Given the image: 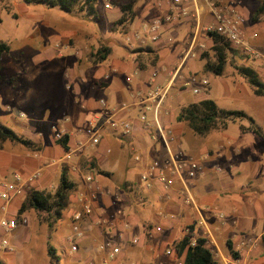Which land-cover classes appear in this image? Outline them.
<instances>
[{
    "label": "crops",
    "instance_id": "0c3cea01",
    "mask_svg": "<svg viewBox=\"0 0 264 264\" xmlns=\"http://www.w3.org/2000/svg\"><path fill=\"white\" fill-rule=\"evenodd\" d=\"M121 1L133 3L135 19L127 27L117 30L114 28L116 23L114 22L111 31L123 32L126 40L128 35L140 33L142 39L133 40L130 48L124 49L123 58L115 57L112 62L110 58L114 56L113 48L97 32L89 29L90 27H88L90 32L85 34L84 42L76 43L77 46L72 43L70 37L60 41V38L57 39L53 34H40V27L36 29L32 39L40 37L42 41L47 40L50 43L48 49H41L43 52L41 55L44 57L35 60L36 64L41 66L37 80L47 81L45 76L47 72L42 70L51 69L55 65L65 71L64 81L45 83H51L53 92L57 91L62 95L63 112L53 132L43 131V122L39 120L24 123L18 128L22 131L19 136L22 135L25 139L41 146L39 152L11 142L0 143V182L12 181L14 174L17 173L26 177L38 174L31 188L55 192L62 174H66L75 184L60 220L61 224H65L63 228H67L70 232L66 238L67 243L68 237L72 235V216L80 208V200L84 198L89 201L94 193L98 194L97 201L92 202V216L83 225L84 237L79 241V251L77 253L70 251L76 254L72 264L106 262L108 252L101 251L99 247L110 241L121 249V253L115 262L109 264L183 263L185 254L180 257L176 246L185 237L186 227L195 223L198 214L195 208L185 204L181 184H176L175 190L170 191L168 198L162 187L156 185L147 188L140 181L141 174L153 160L166 159L162 144L158 140H152L150 133L139 121L142 109L140 102L155 86L171 85V93L185 92L188 87L185 85L186 81L192 76L206 79L210 86V75L213 73L205 72L208 59L203 60V55H212L213 40L206 32L207 27L215 24V18L209 7L210 1L217 2L223 7L234 5L246 17L247 24L244 31L247 44L256 55L254 58L246 57L245 54L242 56L249 62L254 59L252 62L254 70L259 76L264 75V17L257 21L253 20L256 9L264 0H259V5L254 9L253 4L246 0H185L182 7L190 12V16L164 24L159 31L160 39L156 42H152V38L144 32V27L168 15L173 7V0ZM112 5L109 9L117 8L120 11L119 7ZM61 19L72 20L65 15ZM51 20L54 22V19ZM187 26L192 34L185 32ZM176 38H182V41L176 48H172L169 41ZM91 40L95 41V45L90 44ZM103 48H109L110 52L102 62H96L97 54ZM236 52L237 49L232 59L241 66L244 59L242 60L240 56L236 57ZM36 53L38 52L34 54ZM132 60L134 62H131ZM16 69L17 66L14 68L15 73H17ZM177 71L179 74L176 77ZM237 76L231 81L237 83L244 79L240 74ZM221 78L226 76L223 75ZM169 97L164 103V112L160 115L164 127L176 132L183 148L190 155L210 156L203 177L212 178L215 166L219 173H224L225 170L222 169L226 168L224 166L226 159H233L236 154H240V151L237 153L233 147L230 148L229 142L223 141L218 143L219 146L214 151L205 146L203 137L197 136L183 122L177 120L181 110L187 106L181 107L177 99L181 108L180 110L178 107L173 108ZM205 99L207 98H199L190 104ZM102 100L105 101V105L101 103ZM7 110L11 111V108L8 107ZM116 110L119 112L117 118L127 119L133 123L134 133L130 138L123 137L120 130L113 129L107 124V116ZM15 112L17 119L25 117L22 110ZM90 123H95L100 128L101 141L96 146L89 143V138L84 135ZM60 132L69 137V151H66L56 140V134ZM243 133L254 132L243 131ZM218 150L224 153V158H220L221 160L217 159ZM137 155L142 156V162L135 161ZM252 168L253 164L250 171ZM234 171L236 173L229 171L227 174L232 176L231 178H239L242 175L240 170ZM89 177L93 178V182L87 180ZM251 177L256 176L252 174L247 180ZM259 180L260 186L254 190L256 203L251 204L254 207L256 217L254 218L264 221L262 200L264 175ZM209 192H211L210 188L204 192L202 185H198L193 194L199 211H202L211 227L212 237L205 239L207 247L213 251L217 261L222 257L233 259L237 264H264V229L259 233L255 230L254 233L257 234H250L246 226L238 228L239 225L236 224H239L237 222L239 216H245V207L235 199L222 198L218 194ZM24 199L25 197H16L8 204L0 201L2 218L3 216L10 219L19 217L28 220L29 212L19 216ZM227 206L229 209H224ZM219 215L224 216L225 222L218 221ZM157 227L161 230L156 231ZM2 234L0 230L1 248L4 247L3 242L9 244L8 240L1 236ZM197 235L201 236L199 229ZM135 238L139 239V244L133 243ZM228 241L232 242L238 259L229 252ZM2 258L10 257L3 255ZM0 262L3 261L0 259Z\"/></svg>",
    "mask_w": 264,
    "mask_h": 264
},
{
    "label": "rangeland",
    "instance_id": "374dc122",
    "mask_svg": "<svg viewBox=\"0 0 264 264\" xmlns=\"http://www.w3.org/2000/svg\"><path fill=\"white\" fill-rule=\"evenodd\" d=\"M148 1L154 2V0ZM246 1L253 4V9L260 3L259 0ZM108 3L112 5L113 1L97 0V15L94 16L89 15L87 11H82L80 7L75 9L73 13L68 14L59 9H49L43 5L27 6L24 0H0V19L2 20L0 22V41L8 43L11 47V51L3 55L1 60L3 67L2 78L0 79L1 124L20 134L22 131L18 128L23 126L24 123L39 120L43 122V131L50 133L56 128V122L63 112L62 95L58 94L57 91L53 92L51 83L53 81L59 83L64 81L66 79L65 71L55 65L51 69L42 70L47 72V75H45L47 81L37 80V74L41 70V66L37 65L35 60L39 59V57H44L41 55L43 53L41 49H48V44H50L47 40L42 41L40 37L39 39H32L38 27H40V34H53L57 36V39L60 38V41L70 37L75 45L80 41L84 42L85 34L90 32L89 29H93L99 36L107 40L110 47L113 48L114 56L110 58L111 62L115 57L120 58L125 54L124 49L126 47L130 48L132 44L126 42V36L123 32L115 33L111 31L112 25L121 18L122 13L117 8L106 9L105 5ZM112 6L114 7V5ZM64 15L71 17L72 20H62L61 17ZM51 19H54V22H51ZM88 27L90 28L88 29ZM185 32L191 33L188 26ZM181 41L182 38H176L174 40L171 39L169 43H171L172 48H176ZM94 43L95 41L90 42V44ZM36 51L38 53L34 54ZM242 54L253 58L256 55L243 52L238 48L236 57L240 56L243 60ZM207 55L210 62L214 63L216 61L213 52L211 56L210 54ZM230 61L224 74L227 79L217 77L214 74L210 75V86L207 89L202 88L200 94L194 93V88L197 85L187 80L186 82L189 81V85L185 92L170 93L169 98H171L172 107H178V110H180L181 107L184 108L199 98L211 99L222 110H239L247 113L257 121L264 132V97H258L245 79L237 83L231 81L235 80L239 73L234 67V65H238V63H235L237 61L233 59H230ZM253 61L254 59L251 62L248 59H244L241 66L253 68ZM131 62H134V60ZM16 66L17 73L14 72ZM260 77L264 82V75ZM48 81L52 82L45 84ZM177 99L180 101L181 107H179ZM8 107L11 108V111L7 110ZM19 109L25 114L22 119L16 118L15 111ZM175 111L177 112V109ZM251 125L250 121L246 119H237L235 122L229 123L227 130H216L210 135L203 137L202 140L205 146L213 151L219 146L218 143L223 141L229 142L230 148L233 147L237 153L240 151V154H236L233 159H226L227 161L224 165L226 168L222 169V171L225 170L224 173H219L216 170L217 166H215L213 175H211L212 178L206 179L205 176H202L203 172L202 175L199 174L194 179L193 185L195 190L198 185H202L204 192H207L210 188L211 192L209 193H215L219 197L235 199L236 202H240V205L242 204L245 207L244 212L246 214L245 216H239L240 218L237 221L239 224H236V226L239 225L238 228L246 226L250 234L254 233L255 230L259 233L264 229V221L255 219L254 207L251 204L256 203L254 190L259 188V179L264 175V141L254 133H243V127L248 128ZM84 135L88 137L86 134ZM223 154L222 151L218 150L217 159H223ZM201 156L196 155L195 157L199 158ZM252 164L253 168L250 171ZM234 170H240L242 175L239 178H231L232 176L227 173L229 171L235 172ZM252 174H255L256 177H251L250 180H247ZM262 184L264 186V180H262ZM262 200L264 201V195ZM224 209L228 210L229 206L227 208L224 207ZM2 215L0 202V224L2 220L10 219L9 217L4 218V216L2 218ZM27 217L28 224L20 226L14 231L7 232L0 227L3 232L1 236L7 239L9 243L2 248L0 246V259L4 264H51L50 247L55 249L56 260L59 261V264H72L76 254L70 252L71 246L66 242L70 232L67 228H63L65 224H61L60 221L52 224L43 222L40 215L35 211H30ZM255 223L258 225H255ZM257 232L254 234H257ZM3 255L10 258L3 259Z\"/></svg>",
    "mask_w": 264,
    "mask_h": 264
},
{
    "label": "built area",
    "instance_id": "2783aa9c",
    "mask_svg": "<svg viewBox=\"0 0 264 264\" xmlns=\"http://www.w3.org/2000/svg\"><path fill=\"white\" fill-rule=\"evenodd\" d=\"M185 0H173V7L169 11L168 15L163 18L155 20L150 24H146L144 27V32L152 38V42H156L160 39L159 31L164 26V24L173 23L180 18H188L190 12L182 7ZM210 10L215 18V24L207 27L206 32H215L226 38L230 44L238 49L240 48L243 52L253 53L252 48L247 44L245 36V25L247 24L246 17L241 13V11L234 5L223 7L217 2L210 1ZM106 9L111 8L108 3L105 5ZM199 28V27H198ZM198 33V32H197ZM142 35L136 33L133 36L127 37V42L132 43L133 40H141ZM179 71L176 73L178 76ZM192 83H195L198 87L194 88L195 94H200L202 88L207 89L209 83L206 79H202L198 76H192L190 79ZM186 86L189 85V81L186 82ZM172 86H155L150 93L145 96V98L140 102L141 113L139 115V121L143 124L144 128L150 133L151 139L158 140L165 151L166 159H155L148 165L146 171H144L140 176V181L147 188H152L157 186L162 187L163 192H165L166 197L170 198L169 193L175 190L176 184H181L184 195V202L186 205L195 208L198 217L195 223L196 228L194 230L195 234L201 232V238L212 237L211 227L207 219L203 216L202 211H199L198 204L196 202L195 196L193 194L194 179L203 172L206 171V162L209 160V155H204L202 157L196 158L190 155L182 146L179 138L176 136V132L171 128H165L160 115L164 112V103L171 93ZM105 105V101H101ZM124 110V108L122 109ZM118 110L110 113L107 118V124L113 129L120 130L123 137L130 138L132 133H134L133 123L127 119L117 118ZM152 133V134H151ZM86 135L89 138V143L96 146L101 141L100 128L95 123H90L86 129ZM64 137L63 133L56 134V140L60 141ZM135 161L137 163L142 162V156H135ZM38 174H34L30 177L23 176L21 174H14L12 181H1L0 182V201L5 204L10 203L16 197H25L29 190L32 188V184L35 179H37ZM90 183L93 182V178L89 177L87 179ZM98 194L94 193L90 200L81 199L80 208L73 213L71 221L72 235L68 237V243L71 246V252L77 253L79 251V241L84 237L83 225L86 220L90 219L92 216V202L97 201ZM218 221L225 222L223 215H219ZM28 224L26 218H14V219H4L2 220L0 227L4 231L10 232L18 229L20 226ZM192 226V225H191ZM190 227V226H189ZM189 227L185 229V235L189 233ZM161 228L157 227L156 231H160ZM134 244H139V239H133ZM196 240H193V244ZM4 246H7V242H3ZM99 249L101 251L108 252L106 262L102 264H109L115 262L120 253L121 249L115 245L112 241L108 243L101 244ZM220 264H237L233 259L220 258L218 261ZM123 264V263H119ZM183 264V263H178Z\"/></svg>",
    "mask_w": 264,
    "mask_h": 264
},
{
    "label": "trees",
    "instance_id": "16d2710c",
    "mask_svg": "<svg viewBox=\"0 0 264 264\" xmlns=\"http://www.w3.org/2000/svg\"><path fill=\"white\" fill-rule=\"evenodd\" d=\"M113 5L119 7L122 17L114 24L115 30L122 27H127L135 19L133 3H123L121 0H112ZM27 6H46L49 9H59L65 13H73L78 7L82 11H87L89 15H97L96 5L97 0H24ZM264 17V1L256 9L253 20L257 21ZM2 20L0 19V22ZM213 40V46L211 51L214 53L216 61L210 62L208 55H203V60L206 61L205 72L213 73L216 76H223L226 67L233 57L236 48H234L230 42L223 38L221 35L211 32L208 33ZM11 51V47L8 43L0 41V78L2 72L1 60L3 55L8 54ZM109 48H103L97 54L96 62H102L109 54ZM231 62V61H230ZM237 72L242 78H244L253 89L254 93L258 97H264V82L259 76L258 72L251 67L234 65ZM246 119L252 124L251 127H243V131H252L257 134L258 137L264 140V134L261 128L257 125L255 120L247 113L239 110L226 111L220 109V107L211 99L201 100L196 103H192L186 108L182 109L177 120L183 122L191 131L197 136L205 137L216 130H227L230 122L236 120ZM11 142L17 145L24 146L34 152L41 151V146L35 144L31 140L25 139L19 136L16 132L9 129L0 123V143ZM66 151H69L68 142L69 137L64 135L63 139L59 141ZM75 189V184L71 181L66 174H62L59 187L55 192L39 191L31 189L28 191L22 206L19 210V216L30 212H37L41 220L47 223H56L62 219L63 212L65 211L68 203V199ZM196 225L189 227V233L178 242L176 250L180 257L185 254L183 264H220L215 257V254L207 246V240L197 236L194 232ZM196 243L193 244V240ZM229 252L238 259L236 252L233 249L231 241L227 242ZM49 256L51 258V264H59L56 260L55 249L49 248ZM0 264H2L0 262Z\"/></svg>",
    "mask_w": 264,
    "mask_h": 264
}]
</instances>
